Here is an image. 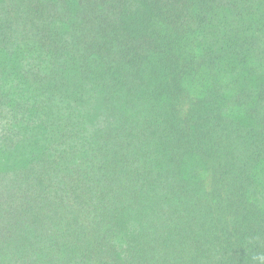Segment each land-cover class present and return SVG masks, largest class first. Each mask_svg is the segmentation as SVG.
I'll list each match as a JSON object with an SVG mask.
<instances>
[{
	"label": "trees",
	"instance_id": "trees-1",
	"mask_svg": "<svg viewBox=\"0 0 264 264\" xmlns=\"http://www.w3.org/2000/svg\"><path fill=\"white\" fill-rule=\"evenodd\" d=\"M0 143V264H264V0H0Z\"/></svg>",
	"mask_w": 264,
	"mask_h": 264
},
{
	"label": "rangeland",
	"instance_id": "rangeland-1",
	"mask_svg": "<svg viewBox=\"0 0 264 264\" xmlns=\"http://www.w3.org/2000/svg\"><path fill=\"white\" fill-rule=\"evenodd\" d=\"M92 116H90V120ZM23 147H15L12 149H5L0 143V170L10 169L11 166L23 165L28 159V154ZM3 179L0 177V183Z\"/></svg>",
	"mask_w": 264,
	"mask_h": 264
}]
</instances>
